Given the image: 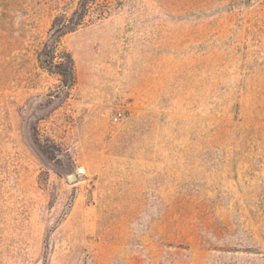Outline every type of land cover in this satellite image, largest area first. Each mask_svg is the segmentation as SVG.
Listing matches in <instances>:
<instances>
[{
    "label": "rangeland",
    "instance_id": "obj_1",
    "mask_svg": "<svg viewBox=\"0 0 264 264\" xmlns=\"http://www.w3.org/2000/svg\"><path fill=\"white\" fill-rule=\"evenodd\" d=\"M79 2L0 0V264H264V0Z\"/></svg>",
    "mask_w": 264,
    "mask_h": 264
},
{
    "label": "trees",
    "instance_id": "obj_2",
    "mask_svg": "<svg viewBox=\"0 0 264 264\" xmlns=\"http://www.w3.org/2000/svg\"><path fill=\"white\" fill-rule=\"evenodd\" d=\"M97 0H80L79 6L75 9L72 16L68 18L66 15L58 16L55 18L52 28H54L53 37L54 40L52 42V45H49L48 48H54V44H58L60 41V38L63 36V34H66L69 31H73L76 27L82 24L83 18L85 15L89 12L91 5L95 3ZM50 53V51H49ZM66 55L68 57V61L71 64V68H74V59L70 52H66ZM47 63H50L52 65H61V63L56 64L54 62V58H52V61H47ZM73 82H69L70 85H72Z\"/></svg>",
    "mask_w": 264,
    "mask_h": 264
},
{
    "label": "built area",
    "instance_id": "obj_3",
    "mask_svg": "<svg viewBox=\"0 0 264 264\" xmlns=\"http://www.w3.org/2000/svg\"><path fill=\"white\" fill-rule=\"evenodd\" d=\"M121 118V112H117L114 116H113V122H118L119 119Z\"/></svg>",
    "mask_w": 264,
    "mask_h": 264
},
{
    "label": "water",
    "instance_id": "obj_4",
    "mask_svg": "<svg viewBox=\"0 0 264 264\" xmlns=\"http://www.w3.org/2000/svg\"><path fill=\"white\" fill-rule=\"evenodd\" d=\"M76 178H77V175L74 174V173H73V174H70V175L68 176V179L71 180V181H72V180H75Z\"/></svg>",
    "mask_w": 264,
    "mask_h": 264
}]
</instances>
